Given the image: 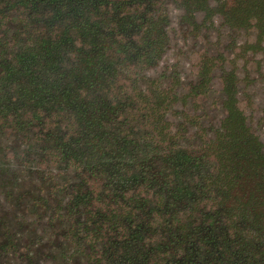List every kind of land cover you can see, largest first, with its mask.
<instances>
[{
	"label": "trees",
	"instance_id": "trees-1",
	"mask_svg": "<svg viewBox=\"0 0 264 264\" xmlns=\"http://www.w3.org/2000/svg\"><path fill=\"white\" fill-rule=\"evenodd\" d=\"M215 3L0 0V264H264V151L234 70L207 137L175 107L198 92L158 68L216 15L264 60V0Z\"/></svg>",
	"mask_w": 264,
	"mask_h": 264
},
{
	"label": "rangeland",
	"instance_id": "rangeland-1",
	"mask_svg": "<svg viewBox=\"0 0 264 264\" xmlns=\"http://www.w3.org/2000/svg\"><path fill=\"white\" fill-rule=\"evenodd\" d=\"M215 2L218 4L221 0ZM170 14L171 26L177 28L178 11L171 9ZM183 34V39L179 33L176 35L175 47L166 52L158 65V68L175 65L181 76V84L176 88L179 94H187L190 88L198 92L182 95L175 107L180 108L183 101L187 102L184 106L186 114L197 116L201 126L208 128L206 134L210 137L212 131L209 129L221 128L223 125V111L219 104L221 78L225 71L233 69L237 80V106L264 151V60L259 52L246 47L248 43L254 42L255 30L243 26L230 37L222 17L216 15L209 22L196 25L195 30L187 27ZM200 63L207 68L209 81L205 85L206 89L201 86V77L197 72ZM195 128V125H190L188 133L193 134Z\"/></svg>",
	"mask_w": 264,
	"mask_h": 264
}]
</instances>
